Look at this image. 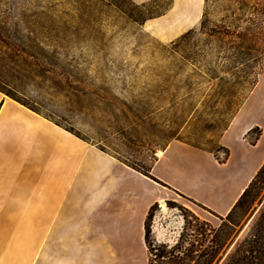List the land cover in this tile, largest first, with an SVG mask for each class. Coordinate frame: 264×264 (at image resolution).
Listing matches in <instances>:
<instances>
[{"label":"rangeland","instance_id":"obj_1","mask_svg":"<svg viewBox=\"0 0 264 264\" xmlns=\"http://www.w3.org/2000/svg\"><path fill=\"white\" fill-rule=\"evenodd\" d=\"M175 2L0 0V93L125 165L149 169L170 141L225 163L228 129L234 156L231 134L259 121L243 136L254 145L264 132V0H202L187 10ZM163 198L167 210L157 202L148 219L154 243L173 245L196 218L214 228L225 220L180 194ZM263 205L264 185L233 212L221 252ZM105 208L92 225L122 243L123 264H148L145 241L134 240L141 198ZM173 217L182 219L177 234Z\"/></svg>","mask_w":264,"mask_h":264},{"label":"crops","instance_id":"obj_2","mask_svg":"<svg viewBox=\"0 0 264 264\" xmlns=\"http://www.w3.org/2000/svg\"><path fill=\"white\" fill-rule=\"evenodd\" d=\"M201 2L176 0L175 5L186 4L187 10ZM256 125L261 123L250 122L240 134H231L237 156L226 131L222 139L230 152L222 164L207 151L170 141L150 170L158 183L75 143L0 93V264H123L122 243L108 239L92 220L106 215L107 203L122 204L128 197L143 203L134 236L138 245L144 244L149 208L168 191L225 216L264 162V150L259 151L264 132L254 145L243 140Z\"/></svg>","mask_w":264,"mask_h":264},{"label":"trees","instance_id":"obj_3","mask_svg":"<svg viewBox=\"0 0 264 264\" xmlns=\"http://www.w3.org/2000/svg\"><path fill=\"white\" fill-rule=\"evenodd\" d=\"M126 165L160 183L149 174L151 166L145 169ZM263 185L264 162L218 228L196 218L194 224L188 222L185 225L179 239L171 246L154 243L151 239L148 219L155 204L152 205L144 221V241L150 254L148 264H264V205L253 219L247 234L236 241L228 253L227 249L221 252L235 225L231 220L233 212L249 203Z\"/></svg>","mask_w":264,"mask_h":264},{"label":"bare ground","instance_id":"obj_4","mask_svg":"<svg viewBox=\"0 0 264 264\" xmlns=\"http://www.w3.org/2000/svg\"><path fill=\"white\" fill-rule=\"evenodd\" d=\"M159 154H160V151H158L157 155L159 156ZM158 202L160 204L161 211L163 212L166 211L167 208H166L164 199H159ZM171 225L173 226V229L175 230L174 233L177 234L180 226L182 225V219L180 217H173L171 220Z\"/></svg>","mask_w":264,"mask_h":264}]
</instances>
